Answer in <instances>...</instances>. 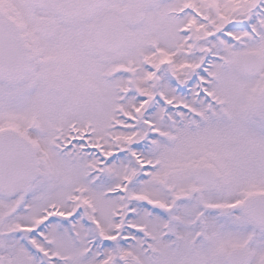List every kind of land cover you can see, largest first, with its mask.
<instances>
[{
  "label": "snow or ice",
  "instance_id": "obj_1",
  "mask_svg": "<svg viewBox=\"0 0 264 264\" xmlns=\"http://www.w3.org/2000/svg\"><path fill=\"white\" fill-rule=\"evenodd\" d=\"M0 264H264V0H0Z\"/></svg>",
  "mask_w": 264,
  "mask_h": 264
}]
</instances>
